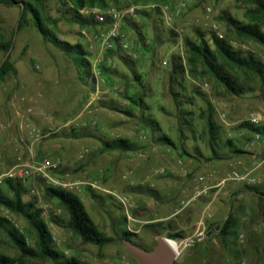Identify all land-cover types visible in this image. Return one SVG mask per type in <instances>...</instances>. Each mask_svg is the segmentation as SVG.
Masks as SVG:
<instances>
[{"label":"rangeland","instance_id":"obj_1","mask_svg":"<svg viewBox=\"0 0 264 264\" xmlns=\"http://www.w3.org/2000/svg\"><path fill=\"white\" fill-rule=\"evenodd\" d=\"M182 2L180 14L171 16L170 10ZM134 3L142 9L123 27L127 42L136 45L132 65L124 61L123 57L130 59L124 53L101 48L99 25L82 26L72 19L69 0H43L45 23L62 40L88 52L87 64L46 42L30 16L17 29L19 8L0 5V45L15 32L9 52L14 72L0 82V187L7 192L3 178L21 161L57 163L45 175L35 173L24 180L23 200H34L43 210L54 247L89 264H139L121 240L125 229L147 250L167 233L180 232L175 264H264V198L246 188L264 185V135L256 139L239 126L251 115H259V125L264 126V83L229 69L247 90L235 96L210 75L201 74V65L192 71L186 46L187 40L199 41V31L212 48L216 35L264 63V47L239 37L224 20L229 16L249 22L245 13L251 5L248 0ZM164 4L165 12L159 8ZM92 8L101 7L84 6L79 13L88 18ZM261 29L264 32V19ZM104 54L106 60L97 62ZM173 58L183 72H173ZM4 59L0 49V64ZM138 97L142 107L127 115L131 99ZM209 115L216 126L214 143L207 129ZM160 135L173 146L157 143ZM116 138L135 143L137 150L105 151L103 142ZM212 148L221 159H211ZM234 148L244 153L237 156L231 152ZM245 168L252 170V184L229 180L231 171ZM52 180L75 193L98 230L115 240L101 248L82 242L67 227L60 202L44 194L46 186L54 185ZM199 191L203 192L195 196ZM124 197L127 207L120 201ZM229 214L235 225L221 237L217 233ZM0 216L10 219L34 246L35 235L22 217L3 207ZM0 254L19 257L2 231ZM23 264L54 263L25 259Z\"/></svg>","mask_w":264,"mask_h":264},{"label":"trees","instance_id":"obj_2","mask_svg":"<svg viewBox=\"0 0 264 264\" xmlns=\"http://www.w3.org/2000/svg\"><path fill=\"white\" fill-rule=\"evenodd\" d=\"M69 1L73 9L72 19L82 26L86 24H97L92 16L86 18L80 15L79 10L84 6L97 5L99 7H104L107 4L115 2V0ZM248 2L251 7L246 11L245 16L249 19V22L243 23L229 16H225L224 20L232 27L239 37L251 39L264 47V32L261 29V21L264 19V0H248ZM21 3L23 7L20 6ZM0 5L17 6L19 8L20 16L17 29L26 25L28 16H30L32 25L46 42L72 56L74 59L78 58L77 60L80 64H87L86 57L89 55L88 52L84 51L79 44H70L62 40L45 23L43 0H0ZM156 10H159V8L156 7ZM142 14H145V12H142ZM196 33L199 37L198 42L186 41L187 50L189 52L188 62L193 67L192 71L197 69L198 65H201L203 68L200 71L201 74L210 75L217 83L221 84L228 92L235 96H241L245 94L247 90L229 69L252 74L258 77L261 83H264V63L255 55L251 53L242 54L240 51L234 50L228 41L216 35L212 36V48L204 39L202 33L199 31ZM14 35L15 32H12L8 40L0 45V49L5 52V59L0 64V82L7 74L14 72L9 54ZM155 39L157 40L156 37ZM123 59L129 65L134 64L131 58L128 59L123 57ZM102 70L103 69H101V71ZM173 72H183L182 66L177 63L174 58ZM136 79L139 80L140 77L136 76ZM131 103L132 105H129L124 111L127 115H132L136 107H142V98L138 97L136 99H131ZM111 108L116 111L119 110V107L116 106H112ZM207 109L210 108L208 107ZM143 118L145 119L146 117ZM146 120L148 124L153 126L154 122L151 119L146 118ZM239 126L249 129L255 135H264V126L252 125L249 121H244ZM207 129L210 134L211 142H216V126L214 125L211 115H209L207 119ZM156 142L166 146H173L172 141L165 135L158 136ZM226 145L230 147L232 146V142L227 140ZM103 149L105 151H135L137 150V145L127 139L116 138L110 141H104ZM231 152L237 156L244 153L243 150L236 148L232 149ZM221 158L222 157L212 148L211 159L217 160ZM2 182L7 188V192H4L0 187V207L5 208L11 214L22 217L33 231L35 239L34 246H30L25 235L15 227L10 219L0 216V231L6 235L19 252V257L17 258L0 254V264H23L25 259L49 260L54 264H89L75 257H68L62 251L54 247L51 232L42 217L43 210L37 207L34 200H23V197L27 194L23 179L5 177ZM246 188L256 193L259 197L264 198V185L260 187L246 185ZM149 191L156 195L155 191ZM44 194L60 202L68 216L67 227L74 234L79 236L82 242L93 244L101 248L115 240L113 237L106 236L98 230L87 212L84 203L75 193L61 186L50 185L44 188ZM52 220L55 223H59L57 218H53ZM234 225L235 220L231 214H229L220 226L217 234L221 237H226ZM134 235V233L125 229L121 233V240L126 239L136 244L133 240ZM165 237L175 241L183 238L180 232L167 233Z\"/></svg>","mask_w":264,"mask_h":264},{"label":"built area","instance_id":"obj_3","mask_svg":"<svg viewBox=\"0 0 264 264\" xmlns=\"http://www.w3.org/2000/svg\"><path fill=\"white\" fill-rule=\"evenodd\" d=\"M184 2H182L178 7L170 10L171 16H178L180 11L184 6ZM159 8L165 12L167 10V6L160 5ZM142 7L134 3V0H115V2L107 4L101 8H92L90 10V16L93 17L94 21L99 25L102 30L98 35V41L100 42V46L103 50L110 51H118L124 53L129 58H135L134 50L136 49V45L134 42L128 43V33L124 30V26L131 21L141 10ZM213 27L216 28L217 25L213 24ZM106 60V54L99 56L97 62H102V60ZM104 62V61H103ZM108 63L111 64V60H108ZM163 66L167 65V61L162 62ZM261 117L259 115H251L248 119L249 123L252 125H259ZM145 137L140 135L139 139H144ZM256 139H259V135H255ZM58 166L57 163H52L47 159H41L39 161H34L32 159H27L21 161L19 164L14 166L7 177L12 178H20L25 180L31 174H43L45 175V171L47 169H56ZM163 171V170H161ZM252 170L243 169L240 172L231 171V175L229 180L234 181H242L247 184H252L254 182L253 177H251ZM202 180V179H200ZM53 186L58 185L56 181L52 180ZM1 183V181H0ZM203 191H199L195 196H198ZM121 203L127 207L128 200L124 198H120Z\"/></svg>","mask_w":264,"mask_h":264},{"label":"water","instance_id":"obj_4","mask_svg":"<svg viewBox=\"0 0 264 264\" xmlns=\"http://www.w3.org/2000/svg\"><path fill=\"white\" fill-rule=\"evenodd\" d=\"M20 6L23 7V4L21 3ZM216 229H219V227L217 226ZM210 234L211 231H208L207 236ZM172 241L166 237H160L157 239L156 244L147 250L126 239H122L128 252L139 264H175L179 251L170 245L169 242ZM189 244L190 242L186 243V245Z\"/></svg>","mask_w":264,"mask_h":264},{"label":"bare ground","instance_id":"obj_5","mask_svg":"<svg viewBox=\"0 0 264 264\" xmlns=\"http://www.w3.org/2000/svg\"><path fill=\"white\" fill-rule=\"evenodd\" d=\"M170 245H172L173 247H175L178 251L180 250L179 249L180 248V245H179V243L177 241L173 240Z\"/></svg>","mask_w":264,"mask_h":264},{"label":"crops","instance_id":"obj_6","mask_svg":"<svg viewBox=\"0 0 264 264\" xmlns=\"http://www.w3.org/2000/svg\"><path fill=\"white\" fill-rule=\"evenodd\" d=\"M103 71V70H102Z\"/></svg>","mask_w":264,"mask_h":264}]
</instances>
